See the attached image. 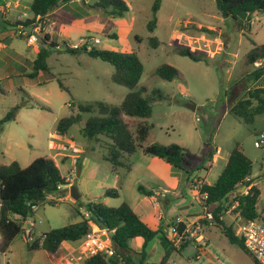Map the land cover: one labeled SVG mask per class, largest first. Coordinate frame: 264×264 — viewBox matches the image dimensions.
<instances>
[{
	"label": "rangeland",
	"instance_id": "obj_1",
	"mask_svg": "<svg viewBox=\"0 0 264 264\" xmlns=\"http://www.w3.org/2000/svg\"><path fill=\"white\" fill-rule=\"evenodd\" d=\"M32 1L21 0L18 12L30 17ZM125 1L129 11L124 17L104 12L95 5L96 0H73L66 8L59 7L53 18L67 20L70 29L67 43L78 42L82 37L99 38L101 42L94 44L96 48L137 53L144 66L140 85L147 87L146 96L150 97L153 108L145 145L175 143L186 148L188 169L192 173L189 175L158 157L145 154L142 148L122 158L120 166H114L106 159L109 156L107 138L91 141L79 133L92 113H83L82 121L64 138L57 134L59 119L77 114L79 105L99 101L109 106L120 105L129 88L112 80L115 67L110 63L85 51L67 52L65 47L49 48V71L35 78L28 77L26 74L33 69L36 49L45 32L39 34L34 45H29L26 38L17 35L18 26L11 25L16 12L10 11L7 16L0 12V41L4 44L0 53V120L15 109L14 117L0 125V164L17 161L26 167L36 158L48 156L57 162L61 174L69 181L63 186L64 191L50 194L49 199L55 203L46 200L36 208L34 216L23 223L25 231L31 228V222L35 223L39 236L53 228L78 222L81 213L87 214L85 205L89 201L108 199L106 204L110 206L127 202L135 207L141 204L146 192H151L154 200L147 199L141 205L146 206V213L144 207L137 211L153 229L160 215L167 220L168 216L191 213L189 216L193 219L197 217L193 214L201 208L200 178L214 183L222 172V165L218 163L212 168L206 167L215 144L238 141L250 147L253 176L257 182L262 181L261 188L264 187V174L260 173L264 166V145H254L264 133V113L246 123L227 112L230 99L242 96L239 86L231 96L235 83L253 69L246 61L248 52L254 43L264 44V13L253 19L250 32H244L236 20L218 11L215 0H162L157 26L149 32L147 24L152 18L155 0ZM151 37L158 40L156 47L150 44ZM179 46H190L202 59L195 61L179 54ZM163 64L177 68L179 77L170 81L155 74ZM14 69L22 75L14 73ZM255 84H264V76ZM188 104L194 105L195 110ZM73 186L81 194L78 200L66 195ZM108 189L118 190L119 196L104 197ZM185 205L189 208L180 210ZM259 219L264 223L263 218ZM212 231V240L219 246L239 250L220 227H213ZM22 237L23 233L6 253L0 254V264H54L55 255L43 249L29 250ZM168 237L172 240L171 233ZM202 244L193 239L181 253L175 250L169 260L176 264H200L197 255L200 256ZM129 246L136 248L134 239ZM111 249L113 253L104 251L110 257L114 255L112 246ZM98 250L94 246L87 253ZM165 250V244L156 237L147 245L144 259L133 252L129 254L136 264H157ZM80 261L85 264L84 260Z\"/></svg>",
	"mask_w": 264,
	"mask_h": 264
},
{
	"label": "trees",
	"instance_id": "obj_2",
	"mask_svg": "<svg viewBox=\"0 0 264 264\" xmlns=\"http://www.w3.org/2000/svg\"><path fill=\"white\" fill-rule=\"evenodd\" d=\"M71 1L33 0L31 3L32 16L22 21V24L26 27L35 25L38 16L43 21L56 7ZM215 1L218 11L223 16L236 20L244 32L245 30L250 32L253 19L264 13V0ZM161 3L162 0H155L152 6V18L147 24L149 32H153L157 26V13L161 8ZM95 5L101 7L108 14L120 17H124L129 11V6L125 0H96ZM243 12L246 13L245 19L240 17ZM20 23L17 20V25ZM40 40L41 45L34 60V70L27 74L30 78L37 77L43 71H49L47 63L49 48L59 47L57 43L50 40L47 33H44ZM158 43L155 37L150 38L152 46L156 47ZM64 50L72 53L85 51L94 58L110 63L115 67L112 80L128 87L129 92L122 103L117 106H109L102 101L91 105H79L77 114L66 115L59 119L56 127L57 134H69L70 130L82 121L83 113H92L85 120V124L80 128L79 133L91 141L99 142L100 137L107 138L109 156L106 159L111 161L114 166H120L122 158L133 154L138 148H142L145 154L158 157L174 168L186 171L189 175L192 173L188 169L189 160L186 148L175 143L145 145L151 130L148 119L152 117L153 108L150 97L146 96L147 87L140 85L144 66L136 52H122L96 47L90 50L84 47L79 49L65 47ZM177 52L195 61L202 59V56H199L190 46H179ZM246 58L248 65L253 68L245 76L248 83L247 87H250L252 83L264 76V66L254 67L255 62L264 60V44L257 45L254 43V47L248 52ZM155 74L171 81L178 78L180 72L170 64H163L155 70ZM60 86L64 88L61 83ZM229 112L241 121L253 122L258 115L264 113V86L247 89L245 95L230 107ZM14 115L15 109L0 120V125L10 120ZM252 175L253 161L237 143L218 179L214 183H201L198 188L201 197L203 194H207L206 199L202 198L204 205H216L212 222L224 231L232 243L237 244L248 254L250 253L247 251L242 238L235 234L232 227L220 220L219 216L224 209V204L229 201L231 196H234L233 201L238 202L236 209L245 222L259 218L257 205L261 190L254 183L255 178ZM247 177L251 179L247 180ZM68 183L69 181L61 174L57 162L52 157H38L26 167L21 166L17 161L0 164V201L2 203L0 210V254L6 253L16 237L25 232L23 223L34 216L36 208L46 200L53 203L54 201L49 199L50 194L64 191L63 186ZM243 186L249 188L247 194L241 192ZM146 193L152 194L151 192ZM118 196L119 192L115 189H108L104 194V197ZM85 208L87 214H82L79 211L82 216L81 220L43 233L36 237L33 242L27 243V248L29 250L43 249L50 254H57L63 242L80 241L91 234L92 224L107 230L111 234L114 255L110 257L104 251L98 250L85 259V264H120L121 260L127 264H136L129 254L131 250L129 244L131 240L137 237L144 239L141 252L143 259L149 242L156 237L160 238L166 246L165 255L160 262L165 263L175 250L181 253L193 241V239L184 241L177 247L162 227L153 229L127 202L114 207L102 201H89ZM206 221L204 219L202 223ZM184 227L185 223L183 222L177 224L179 231Z\"/></svg>",
	"mask_w": 264,
	"mask_h": 264
},
{
	"label": "crops",
	"instance_id": "obj_3",
	"mask_svg": "<svg viewBox=\"0 0 264 264\" xmlns=\"http://www.w3.org/2000/svg\"><path fill=\"white\" fill-rule=\"evenodd\" d=\"M68 3H66V4H64L62 6L56 7L51 13H49L43 19V23H44L43 31L49 35L51 41H54L55 43H57L59 45L61 43H63L65 45V43H67L66 39L68 37H70V31H69L70 29L67 28L68 27L67 26V20L64 17H62L61 19L53 18V14H55L57 12V10H59V7L60 8H66L67 7L66 5ZM20 5H21V2H20ZM19 8H20V6L18 8H16V9H13V11L11 10V12H16V14L14 15L15 22L13 24H11L12 26H17V18L23 14L21 12H18ZM8 14H6V15L2 14V15L3 16H7ZM31 16H32V14H31ZM59 40H61V43H59ZM3 46H4L3 42L0 41V53L2 52ZM39 48H40V46L37 47V49H36V56H37V53L39 51ZM58 49H61V48L58 47ZM18 62H20V61H18ZM21 65H22V63H21ZM28 69H30V67ZM33 70H34V64H33V69L30 72H32ZM15 72L17 74L21 73L19 70L14 69V73ZM30 72H28V73H30ZM20 75H22V74H20ZM257 81H259V80H257ZM257 81L252 83L250 85V87H247L248 83L246 82L245 78L238 80L235 83V85L232 88V90H231V96H232V94H234L236 92L235 90H236L237 86L241 87V91H240V94H239V95H242L241 97H243L245 95V93H246V90L251 88V87L264 86V84H261V85L255 84V83H257ZM240 98H238V99L236 98V99H234L232 101L230 99L229 107H228V110H227V112L229 114H230V112H229L230 107L237 100H239ZM67 135L68 134L60 135V136L64 138ZM237 143H239L241 145V148L243 149L245 154L249 158H251V156H250V154L248 152L250 147L246 146V144H244V143H240L238 141H234L233 143H230L228 145H223L222 143L219 144V145L215 144V146H213L212 149L210 150L209 157H208V163H207L206 167L212 168V166L215 163H218V164L222 165V170H223L224 166L226 165V163L228 161V158H229V155H230L232 149L235 147V145ZM74 169H76V168L74 167ZM263 169H264V166H261V168H260V173L261 174H264L263 173ZM77 170H78V172L80 171V169H77ZM252 177H254V176L252 175ZM200 182L201 183H208V182H205V180H203L202 178H200ZM254 183L261 190V195L259 197L257 206H258L259 217L264 219V187L261 188L262 181H260V182L258 181L257 182L256 179H255ZM244 187H245V189H244ZM241 192L247 194L249 192V188L246 187V186H243L242 189H241ZM66 195L70 196V191H66ZM233 197L234 196H231L229 201H227V203L224 204V209L222 210L219 218L227 226L232 227L234 232H235V234L240 237L238 229H239L240 225L243 224L245 221L241 217L239 211H237L236 208L238 206V202L237 201H233ZM147 199L151 200V202H152L154 200V195L153 194H151V195L146 194L141 199V204H137V206H135L133 208L137 211V209H139L141 207H144L142 209L146 213V211H147L146 210L147 209L146 206L145 205L141 206V205L144 202H146ZM199 200H200V205H201L200 212L194 213L193 215L194 216H202V215H204L207 212L213 214V211H214L216 205H214V204L204 205L201 196H200ZM108 202H109L108 199H106L104 201V203H108ZM186 208H189V206L188 205L182 206V207H180V210H185ZM148 214H149V210H148ZM181 215L182 214L168 216L167 220H165V218L162 215H160L159 216V220L155 223V225H156L155 229H159L160 227H162L164 229V231L166 233H168V235H169L170 230L173 228V226L178 221L189 223V222H191L192 220H194L196 218L195 217V218L192 219V217L189 216V215H191V213H186L185 216H181ZM213 227H217V225H216V223L212 222L211 220H207L206 222L202 223L201 234H200L202 236V241L200 243L203 242L204 245L202 244L203 247L200 248V256L197 255V257H200V264H260V263H258V262H256L254 260V258L252 257L251 254L246 253L238 245H237L238 248H239L238 251L234 250V249H231L233 251H230V250L227 249L226 246L225 247L221 246V245L219 246L217 243H215L212 240V235H213L212 228ZM237 232H238V234H237ZM36 233H37L36 228H34L35 237H38L39 235L36 234ZM99 238L102 239V241L105 244V246H107V247H111L112 246L111 234L107 230L100 229L97 225L92 224V232H91V237L90 238L86 237V238H84V239H82L80 241H75V242H67L66 241V242L62 243V246H61L59 252L57 254H52V255L56 256L54 264H80V262H81L80 260L81 259L85 261V259L87 257H89L90 255L93 254V253H90L88 255L87 251H89L90 249H94V246L96 247V242L100 241ZM22 241L27 246V243H26V241L24 239V236L22 237ZM134 241L136 242L137 246H136L135 249L131 248L130 252H133L136 255L142 256L141 252H142V249H143L144 239L142 237H137V238L134 239ZM164 255H165V253H164ZM164 255H163V257H164ZM170 256H169V259H170ZM134 260H135V258H134ZM251 260L254 263H252ZM174 263H175V261H174Z\"/></svg>",
	"mask_w": 264,
	"mask_h": 264
},
{
	"label": "built area",
	"instance_id": "obj_4",
	"mask_svg": "<svg viewBox=\"0 0 264 264\" xmlns=\"http://www.w3.org/2000/svg\"><path fill=\"white\" fill-rule=\"evenodd\" d=\"M21 0H0V12L1 14H8L11 10L16 9L20 6ZM26 18H29L26 13H23L21 16L17 18L18 21L21 23L18 24L17 35L26 38L29 45H34L38 41L39 34L43 31L44 23L40 20L38 16L36 18V24L26 27L22 24ZM254 23V21H253ZM99 38H80L78 42L74 43H67L65 46L61 45L59 48L69 47L73 49H79L84 47L87 50H90L94 47V44H100ZM264 60H258L255 62L256 67L264 66ZM255 147H261L264 145V133L259 135V139L255 140L254 142ZM76 159H74V163ZM77 163V162H76ZM250 177H247V180H250ZM203 199L207 198V194L202 195ZM2 207V203L0 201V210ZM211 220L213 221L214 217L212 213H205L202 216H197L194 221L191 223H185V227L179 231L177 228V224L181 223L182 221H178L176 226H173L171 229V238L174 244L179 247L181 243L184 241L194 239L195 242L200 243L202 241L201 234V227H202V220ZM31 228L28 231L23 233L24 239L26 243H31L35 240V234L33 232V228L35 226L34 222L30 223ZM194 227V229H193ZM169 233V234H170ZM239 235L243 240V243L247 249V251L252 255L254 260L260 264H264V223L259 219H250L239 227ZM88 238L91 237V234L87 236ZM99 242H96V246L101 251H105L107 253H113V250H110V247L104 246L102 244V239L99 238ZM127 264V263H124ZM157 264H175L173 261L167 260L165 263H157Z\"/></svg>",
	"mask_w": 264,
	"mask_h": 264
},
{
	"label": "water",
	"instance_id": "obj_5",
	"mask_svg": "<svg viewBox=\"0 0 264 264\" xmlns=\"http://www.w3.org/2000/svg\"><path fill=\"white\" fill-rule=\"evenodd\" d=\"M240 17L242 19H245L246 18V13L245 12L241 13ZM188 107L190 109H192V110H195V106L194 105L188 104ZM263 173H264V169H263ZM244 189H245V187H244ZM70 196L72 197V199L78 200L81 197V194L78 192V189L73 186V187H71V190H70Z\"/></svg>",
	"mask_w": 264,
	"mask_h": 264
}]
</instances>
